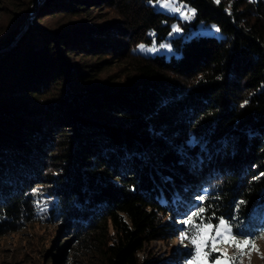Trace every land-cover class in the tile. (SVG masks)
<instances>
[{"label": "trees", "instance_id": "obj_1", "mask_svg": "<svg viewBox=\"0 0 264 264\" xmlns=\"http://www.w3.org/2000/svg\"><path fill=\"white\" fill-rule=\"evenodd\" d=\"M155 1L21 0L0 25V237L56 225L66 264H159L200 207L264 236V0H179L190 22Z\"/></svg>", "mask_w": 264, "mask_h": 264}, {"label": "rangeland", "instance_id": "obj_2", "mask_svg": "<svg viewBox=\"0 0 264 264\" xmlns=\"http://www.w3.org/2000/svg\"><path fill=\"white\" fill-rule=\"evenodd\" d=\"M20 1L0 0V25L11 18L12 12L17 10L16 6H18ZM172 2L175 6L181 7V12L163 7V0H156L154 5L161 11L178 16L182 22H190L192 15L186 18L182 15V12L191 8L179 0H172ZM53 21L58 22L57 20ZM174 28H179L180 31L173 30L170 39L184 36L185 39L189 40L193 35L222 36L214 24H199L192 29L191 33H185L179 22L174 24ZM1 30L0 34L5 31V29L4 31ZM135 50L145 55L165 54L167 57H171L174 54L178 55L170 41L165 42L163 45L140 44ZM117 71L118 67H114L107 72L115 73ZM62 233L63 231L56 225L33 223L19 232L2 236L0 237V264H66V261L61 260L62 253L65 251V247L70 249L75 243H71L73 239L70 234ZM248 240L252 241L255 247L249 246L242 252L232 245L226 244L222 247L227 250L230 257L235 258L234 264H264V236ZM188 247L192 248L190 244ZM188 251H190V255L186 253L185 242L181 243L178 235L167 241H154L146 246V251L141 256L144 259L158 260L159 264H187L186 261L191 258L193 248ZM219 255V253H211L208 258V264H212V260ZM93 262L96 264L98 260L95 259ZM85 264H92V261L88 262L87 260Z\"/></svg>", "mask_w": 264, "mask_h": 264}, {"label": "snow or ice", "instance_id": "obj_3", "mask_svg": "<svg viewBox=\"0 0 264 264\" xmlns=\"http://www.w3.org/2000/svg\"><path fill=\"white\" fill-rule=\"evenodd\" d=\"M162 6L176 12H181V7L175 6L172 0H163ZM194 14V9H187L182 12V15L186 18ZM173 30L180 31L179 28H174ZM199 199L202 200L203 197ZM204 212L205 208L200 207L198 211L192 212L182 222L189 227L181 231V243L188 240L193 248L191 258L187 261V264H208V258L211 253L220 254L212 260V264H234L235 258L228 255L227 250L222 247L223 245H232L241 252L249 246L255 247L252 241L248 239L240 240L233 235L229 222L223 218H219L218 223L215 225L211 222V217L205 222L202 215ZM197 218H199V222H197Z\"/></svg>", "mask_w": 264, "mask_h": 264}]
</instances>
